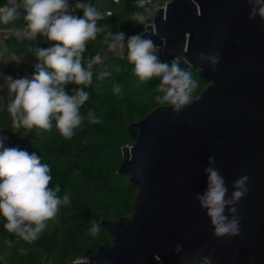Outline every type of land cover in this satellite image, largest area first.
<instances>
[{
  "label": "water",
  "instance_id": "water-1",
  "mask_svg": "<svg viewBox=\"0 0 264 264\" xmlns=\"http://www.w3.org/2000/svg\"><path fill=\"white\" fill-rule=\"evenodd\" d=\"M249 12L248 0H170L154 10L142 35L197 68L206 86L179 113L161 105L128 124L133 143L118 172L138 187L134 212L102 219L112 241L68 264H264V22ZM201 53H219L215 71ZM210 156L229 196L248 176L235 237L214 236L195 198Z\"/></svg>",
  "mask_w": 264,
  "mask_h": 264
},
{
  "label": "clouds",
  "instance_id": "clouds-1",
  "mask_svg": "<svg viewBox=\"0 0 264 264\" xmlns=\"http://www.w3.org/2000/svg\"><path fill=\"white\" fill-rule=\"evenodd\" d=\"M137 2L143 7L148 0ZM248 3L249 19L259 17L264 22V0H248ZM77 10L83 12L82 17L74 14ZM103 18V13L85 0H77L74 6H70L69 0H7L0 6V24L9 25L19 19L24 21L25 27L14 33L17 38L35 41L42 36L54 42L51 47L28 49L38 61L31 78L3 77L8 95L12 97L7 101L6 109L14 132L20 128L48 131L55 120L63 137L74 135V129L80 127L84 119L80 109L88 101L90 93L83 87H77L69 94L66 86L87 87L92 84L94 66L102 64L106 57L97 54L88 59L85 66L83 53L88 42L95 40L101 32L105 33L108 51L133 64L140 80L160 78L156 88L160 95L155 97L160 104H169L179 113L192 102L191 94L198 85L188 71L182 69L176 60L171 64L162 62L158 46L141 33L126 38L123 32L113 33L106 25L98 26L97 22ZM133 19L143 23L145 16L137 12ZM198 59L202 63L207 62L215 71L219 53H201ZM9 60L19 62L14 55H8L7 45L0 40V61L7 64ZM108 75L110 73L102 72L99 79L103 80ZM113 91L119 94L120 85H114ZM87 119L90 123L101 122L91 109ZM6 140L7 137L0 136V216L6 221L4 228L7 232L30 244L39 238L47 222L55 219L60 206L70 203V198L58 195V185L50 187V167L41 163L36 153L7 147ZM214 164L215 158L208 157V166L204 169L206 188L195 198L209 218L214 236L235 237L241 234L235 205L247 192L248 176H240L233 182L229 196L225 179L213 167ZM100 230L98 222H91L88 231L92 236H97ZM5 244L14 246L8 239ZM180 247L177 245V251Z\"/></svg>",
  "mask_w": 264,
  "mask_h": 264
},
{
  "label": "trees",
  "instance_id": "trees-1",
  "mask_svg": "<svg viewBox=\"0 0 264 264\" xmlns=\"http://www.w3.org/2000/svg\"><path fill=\"white\" fill-rule=\"evenodd\" d=\"M6 2L7 0H0V6ZM76 2L77 0H69L70 6H74ZM85 2L91 3L103 13L104 18L97 22L98 26L106 25L111 32H123L126 36L138 31L134 27V13H151L146 4L140 7L137 0H121L119 4L98 0ZM106 8L112 9L113 14L106 15ZM74 14L83 16L80 10ZM14 23L21 30L25 27L22 19ZM9 25L0 24V28ZM104 36L105 33L101 32L95 40L88 42L83 53L85 66L88 59L99 54ZM53 43L42 36H38L35 41L19 39L14 34H8L6 37L8 54L27 60L24 68L30 71L25 76L28 78L35 73L34 65L38 62L28 49L47 48L53 46ZM158 55L165 63L171 64L176 60L182 69L191 74L198 85L191 94L192 98L203 91L206 82L197 73V68H193L180 56L161 50ZM101 56L106 58L102 64L94 66L90 86H66L69 94L77 87H83L90 93L88 101L80 109L84 117L82 124L74 129L71 138L60 134L55 120L48 131L20 128L14 132L11 116L0 103V136L7 137L6 146L36 153L41 158V163L50 167V187L58 185V195L61 198L68 195L70 198L68 205L60 206L55 219L47 222L51 229L46 227L39 238L30 244L7 232L4 228L6 221L0 216V264H68L77 258L87 259L99 246L112 241V235L101 224V220H119L134 212L133 201L138 187L129 181L128 176L118 172L122 147L133 143L128 124L140 120L154 108L167 104H160L155 99L160 95L156 91L160 83L159 77L142 81L135 74L134 65L126 59L111 52ZM117 68L120 70L117 71ZM102 72H108L110 75L100 80L99 74ZM6 73L15 74L11 64L6 68ZM0 83L6 84L3 77H0ZM114 85H120L119 94L113 91ZM89 109L93 110L100 123L88 121ZM29 131L33 134L28 139L26 133ZM93 221L101 226L99 234L95 237L88 231ZM6 239L12 240L14 246L8 247L5 244ZM195 264L209 263L202 261Z\"/></svg>",
  "mask_w": 264,
  "mask_h": 264
},
{
  "label": "built area",
  "instance_id": "built-area-1",
  "mask_svg": "<svg viewBox=\"0 0 264 264\" xmlns=\"http://www.w3.org/2000/svg\"><path fill=\"white\" fill-rule=\"evenodd\" d=\"M98 1L99 2L109 1V2H112L114 4H119L121 2V0H98ZM169 2H170V0H148V3H146V7H147V10H151V13L140 12V13H142L145 16V20H144L143 23H140V22H137V21L135 22L134 27L137 28L138 31L136 33H134V34H138V33L142 34L146 30V26H148L149 24H152L154 10L157 9V7H166V3H169ZM104 12L108 16L113 14L112 9H107L106 8L104 10ZM18 30H21V29H19L16 26V24L13 22L7 27H1L0 28V34H3V35L14 34ZM134 34H132V35H134ZM128 36H131V35H127L126 38ZM106 53H109L108 44L104 40L103 45L99 49V54L100 55H105ZM10 99H12V97L8 95L6 84L0 83V103L5 109H6V103ZM83 260H86V259L77 258L74 261L79 262V261H83Z\"/></svg>",
  "mask_w": 264,
  "mask_h": 264
},
{
  "label": "crops",
  "instance_id": "crops-1",
  "mask_svg": "<svg viewBox=\"0 0 264 264\" xmlns=\"http://www.w3.org/2000/svg\"><path fill=\"white\" fill-rule=\"evenodd\" d=\"M7 35L8 34H6V35L0 34V40H2L5 44H6ZM17 58H18L19 62H16V61H13V60H9V62L7 64H5L2 61H0V77L8 76V74L6 73V68L8 67L9 64H11L13 66V68L15 69V74L14 75L9 74L13 78L14 77L15 78H23L30 72L29 70H25V68H24L25 62L27 60L25 58L21 57V56H19Z\"/></svg>",
  "mask_w": 264,
  "mask_h": 264
},
{
  "label": "rangeland",
  "instance_id": "rangeland-1",
  "mask_svg": "<svg viewBox=\"0 0 264 264\" xmlns=\"http://www.w3.org/2000/svg\"><path fill=\"white\" fill-rule=\"evenodd\" d=\"M49 227H50V226H49V224H48L47 228H49ZM49 229H51V227H50Z\"/></svg>",
  "mask_w": 264,
  "mask_h": 264
}]
</instances>
